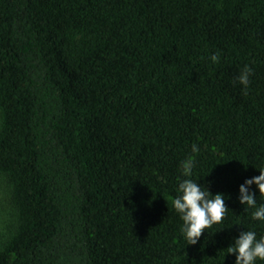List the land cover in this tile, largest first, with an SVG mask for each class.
Instances as JSON below:
<instances>
[{
    "label": "trees",
    "instance_id": "obj_1",
    "mask_svg": "<svg viewBox=\"0 0 264 264\" xmlns=\"http://www.w3.org/2000/svg\"><path fill=\"white\" fill-rule=\"evenodd\" d=\"M189 156L229 209L196 244L171 203ZM262 167L264 0H0V264H233Z\"/></svg>",
    "mask_w": 264,
    "mask_h": 264
},
{
    "label": "clouds",
    "instance_id": "obj_2",
    "mask_svg": "<svg viewBox=\"0 0 264 264\" xmlns=\"http://www.w3.org/2000/svg\"><path fill=\"white\" fill-rule=\"evenodd\" d=\"M210 60L218 62L219 56L212 54ZM252 69L244 65L236 80L247 90L249 76ZM192 153H198L197 144L191 146ZM193 157L180 162L181 175L176 187V195L172 198V207L182 221L181 235L186 244H196L205 229L213 224L222 222L229 210L225 204V194H212L198 179H193ZM255 185L259 195H264V167L259 168V175L246 178L238 187V200L241 205L254 209L251 216L253 220L264 221V203L257 204L256 196L250 191V186ZM226 254H235L233 264H256L257 260L264 261V235L257 237L254 230H243L232 239L226 247Z\"/></svg>",
    "mask_w": 264,
    "mask_h": 264
},
{
    "label": "rangeland",
    "instance_id": "obj_3",
    "mask_svg": "<svg viewBox=\"0 0 264 264\" xmlns=\"http://www.w3.org/2000/svg\"><path fill=\"white\" fill-rule=\"evenodd\" d=\"M10 200L5 181L0 177V240L7 232L9 224Z\"/></svg>",
    "mask_w": 264,
    "mask_h": 264
}]
</instances>
